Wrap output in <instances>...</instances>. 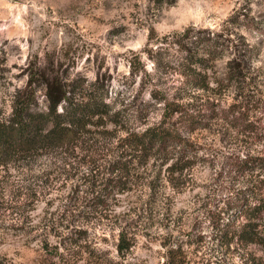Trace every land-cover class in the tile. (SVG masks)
<instances>
[{"label":"rangeland","instance_id":"374dc122","mask_svg":"<svg viewBox=\"0 0 264 264\" xmlns=\"http://www.w3.org/2000/svg\"><path fill=\"white\" fill-rule=\"evenodd\" d=\"M171 2L0 0V117L30 70L100 77L124 110L117 126L91 128L75 150L0 166V264H264V219L258 243L226 225H244L264 198L263 172L233 164L264 158V0ZM190 27L230 34L243 54L253 47L241 83L223 80L226 53L208 65L209 91L186 84L176 42ZM192 91L201 126L189 132L171 120L188 144L184 157L126 146L128 133L161 120L158 100L187 103ZM36 98L44 108L43 91ZM241 106L251 135L232 115Z\"/></svg>","mask_w":264,"mask_h":264},{"label":"trees","instance_id":"16d2710c","mask_svg":"<svg viewBox=\"0 0 264 264\" xmlns=\"http://www.w3.org/2000/svg\"><path fill=\"white\" fill-rule=\"evenodd\" d=\"M236 16L242 17L245 14L240 11ZM234 19L232 17L230 21ZM199 33L190 27L177 36L176 45L182 56L178 66L186 84L195 91H209L211 82L207 74L208 65L217 63L229 53L223 80L227 81L228 86H235L242 80L243 63L248 54L252 55L253 47L246 45L243 54L230 34L224 31ZM39 91L44 93V108L38 107L36 93ZM195 91L187 96V103H183V100H180L182 103L158 100L164 106L161 120L146 125L141 131L128 133V139L132 142L126 146L141 152L155 151L159 155L175 151L178 156L184 157L188 144L179 126L176 122L171 123V120L178 116L182 121L180 127L189 132L201 126L195 110L196 102L201 99L195 96ZM209 101L206 100V104ZM245 110L241 106L232 115H238L236 119L247 125V134L251 135L255 130L250 117L244 115ZM123 115L124 110L110 100L109 89L100 77L90 82L78 75L61 79L52 73L30 70L26 86L17 90L13 97L11 114L5 118L0 117V166L44 150H75L80 142L89 139L91 128L117 126L124 118ZM233 164L236 171L252 174L261 170L264 177V158L238 155L233 159ZM118 169L114 168L113 173ZM261 183H264V178ZM254 201L256 203L247 210V222L244 225L226 224L227 227L231 226L228 232L231 231L234 237L249 243L261 240L259 230L261 220L264 219V198H256Z\"/></svg>","mask_w":264,"mask_h":264}]
</instances>
